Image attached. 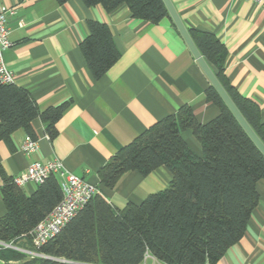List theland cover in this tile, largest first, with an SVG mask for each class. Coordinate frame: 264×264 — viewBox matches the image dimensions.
I'll list each match as a JSON object with an SVG mask.
<instances>
[{
  "label": "crops",
  "instance_id": "crops-1",
  "mask_svg": "<svg viewBox=\"0 0 264 264\" xmlns=\"http://www.w3.org/2000/svg\"><path fill=\"white\" fill-rule=\"evenodd\" d=\"M172 2L189 30L212 33L225 46L229 84L259 105L264 120V9L250 0ZM2 7L14 10L8 19L12 46L4 52L14 73L13 83L27 89L41 111L62 103L68 106L56 124L54 138L40 117L33 120L39 143L36 152L21 151L28 134L23 128L12 134L11 144L0 140V217L7 211L1 191L3 176L14 178L34 161L61 159L70 172L96 184L120 209L164 190L172 178L165 166L147 175L128 171L114 188L101 184L99 170L119 149L182 105H191L200 123L219 113L206 96L208 77L171 19L152 23L136 18L126 3L111 11L101 5L87 6L83 0L62 4L0 0ZM91 19L110 26L121 53L99 78L80 47ZM182 136L198 155L203 154L191 129ZM37 186L21 187L31 194ZM257 190L259 201L244 235L216 264H264V179L258 181ZM25 244L21 249L35 251L30 241ZM0 264L19 261L0 258ZM145 264L165 263L148 254Z\"/></svg>",
  "mask_w": 264,
  "mask_h": 264
},
{
  "label": "trees",
  "instance_id": "trees-1",
  "mask_svg": "<svg viewBox=\"0 0 264 264\" xmlns=\"http://www.w3.org/2000/svg\"><path fill=\"white\" fill-rule=\"evenodd\" d=\"M57 1L62 4L68 0ZM83 1L107 11L126 3L136 18L158 23L168 17L176 26L163 0ZM88 28L80 47L93 75L99 78L121 53L109 25L91 19ZM189 31L264 142L259 105L242 96L226 78L225 46L212 33ZM206 96L219 107L213 119L200 123L191 105H182L119 149L99 170L101 184L114 188L128 171L147 175L165 166L172 178L164 190L120 209L99 188L60 233L36 250L42 255L29 257L0 245V258L19 264H143L150 254L165 264H216L247 229L259 201L257 183L264 179V154L211 84ZM67 106L62 103L41 111L27 89L0 81V140L11 144L12 134L20 128L34 137L32 122L37 117L54 138L56 124ZM187 129L201 143L202 155L183 138ZM3 181L1 191L7 211L0 217V242L28 240L29 232L62 199L59 179L49 175L31 194H26L13 177L4 175Z\"/></svg>",
  "mask_w": 264,
  "mask_h": 264
},
{
  "label": "built area",
  "instance_id": "built-area-1",
  "mask_svg": "<svg viewBox=\"0 0 264 264\" xmlns=\"http://www.w3.org/2000/svg\"><path fill=\"white\" fill-rule=\"evenodd\" d=\"M250 1L264 9V0ZM13 13L14 10L12 8H0V81L2 83H13L15 80L14 73L8 68L4 59L5 50L12 46V41L10 40L11 28L8 19ZM20 149L25 154L36 152L39 149L38 139L27 134L20 145ZM51 174H54L59 179L63 196L49 215L29 232L35 251L21 250L28 252L32 257L42 255L36 250L60 233L86 203L99 192L96 184L70 172L59 158H54L45 163L41 161L32 162L25 172L14 177V182L20 187L27 183L38 185ZM0 245L12 247L11 244L3 242H0Z\"/></svg>",
  "mask_w": 264,
  "mask_h": 264
},
{
  "label": "water",
  "instance_id": "water-1",
  "mask_svg": "<svg viewBox=\"0 0 264 264\" xmlns=\"http://www.w3.org/2000/svg\"><path fill=\"white\" fill-rule=\"evenodd\" d=\"M166 4V7L169 11L170 16L172 17L174 23L176 24L178 30L180 31L182 37L184 38L185 42L187 43L189 49L191 50L193 56L199 63L200 67L203 69L204 73L208 77L210 84L217 90L221 98L224 100L225 104L234 114L238 122L244 128L246 133L250 136V138L254 141L257 147L261 150L264 154V142L249 124L245 116L242 114L240 109L237 107L223 84L218 79L217 75L210 67L209 63L205 59V57L201 54L200 50L198 49L197 45L195 44L189 29L186 27L185 23L183 22L180 14L178 13L177 9L175 8L172 0H163Z\"/></svg>",
  "mask_w": 264,
  "mask_h": 264
},
{
  "label": "rangeland",
  "instance_id": "rangeland-1",
  "mask_svg": "<svg viewBox=\"0 0 264 264\" xmlns=\"http://www.w3.org/2000/svg\"><path fill=\"white\" fill-rule=\"evenodd\" d=\"M23 238H24V237H23ZM25 238H26V239H25ZM25 238H24V239H20L19 241L14 242V244H13V242L8 243V244H11V245H12V247H11V246H9V247H10V248H13V249H17V250L22 251L21 248H24V247H25V246H24V245H26L25 242L30 241V239L27 240V237H25ZM1 246L5 247L4 245H1ZM28 246H29V245H28ZM144 264H145V261H144Z\"/></svg>",
  "mask_w": 264,
  "mask_h": 264
}]
</instances>
